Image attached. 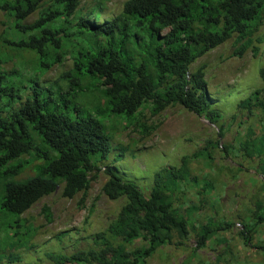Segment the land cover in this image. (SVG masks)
<instances>
[{
	"label": "trees",
	"instance_id": "obj_1",
	"mask_svg": "<svg viewBox=\"0 0 264 264\" xmlns=\"http://www.w3.org/2000/svg\"><path fill=\"white\" fill-rule=\"evenodd\" d=\"M80 1L0 0V9L12 19L11 31L0 36V218L15 237L24 233L21 215L42 197L61 185L68 198L89 188L91 174L101 170L99 162L112 150L106 117L122 115L147 135L151 128L138 122L145 105L157 115L181 104L210 123L218 122L222 113L213 106L204 68L190 73L191 64L235 34L240 44L236 52L242 54L264 21V0H127L110 21L97 24L81 17L74 23ZM37 12L38 18L26 23ZM4 49L32 53L41 73L68 55L73 65L47 86L27 78L31 92L15 108V99L22 97L15 93L16 72L1 70L8 60ZM259 73L264 81V66ZM87 90L101 95L103 111L79 103V93ZM260 93L254 91L241 106L255 101L264 112ZM263 140L249 136L242 149L262 155ZM105 172L104 193L126 202L107 229L95 235L93 248L51 255L56 264H145L161 245L173 243L175 235L185 244L195 233L201 248L212 232L231 226L216 225L213 218L197 225L174 207L169 184L199 182L191 176L187 158L180 166L157 171L149 195L115 169ZM43 210L51 220L50 207ZM254 216V223L240 231L248 240L264 223V190ZM13 218L14 230L7 225ZM141 238L146 244L132 248ZM258 248L264 250V244Z\"/></svg>",
	"mask_w": 264,
	"mask_h": 264
},
{
	"label": "rangeland",
	"instance_id": "obj_2",
	"mask_svg": "<svg viewBox=\"0 0 264 264\" xmlns=\"http://www.w3.org/2000/svg\"><path fill=\"white\" fill-rule=\"evenodd\" d=\"M126 1L81 0L73 22L83 17L103 24L120 14ZM37 18L38 12L26 23ZM11 25L12 19L0 9V36L11 31ZM9 35L14 37V33ZM236 38L235 34L199 56L190 67V73L204 68L213 106L222 113L218 122L210 123L181 104L169 106L157 115L145 105L138 122L151 128L152 132L147 135L140 131L138 123L127 121L122 115L106 117L112 150L107 159L99 162L101 170L91 174L89 188L68 198L61 185L39 199L21 215L23 236H13L5 229L6 225H1L0 218V264H56L51 255L70 256L93 248L95 235L107 229L126 202L124 197L113 200L104 193L107 167L115 169L126 180L138 183L149 195L155 173L172 165L180 166L184 158L188 159L191 176L199 182L170 183L174 207L197 225L213 218L216 225L231 226L212 232L201 248L197 247L195 233L185 244H180V238L175 235L173 243L161 245L145 264H264V250L258 248L264 244V223L255 228L250 240L240 233L245 224L254 223L255 205L263 198L264 190V140L262 155L242 149L249 136L263 139L264 112L255 101L251 106H241L258 89L264 102V81L259 73L264 66V21L242 54L236 52L240 45ZM5 52L8 60L1 64V70L10 75L16 72L18 90L15 93L22 97L15 99V108L31 92L27 78L36 77L41 87L47 86L73 65L68 55L63 63L41 73L32 53ZM77 100L93 112L104 109L103 99L96 91L80 92ZM221 145L229 146V151ZM23 158L32 157L24 155ZM1 185L0 181V193ZM45 206L51 209V220L43 210ZM15 220L7 222L12 230ZM144 244L146 240L141 238L131 247ZM63 263L77 264L67 260Z\"/></svg>",
	"mask_w": 264,
	"mask_h": 264
}]
</instances>
